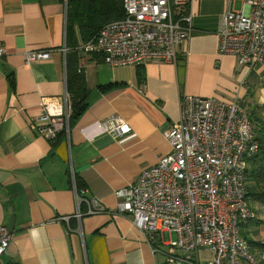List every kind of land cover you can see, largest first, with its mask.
I'll use <instances>...</instances> for the list:
<instances>
[{
  "label": "crops",
  "instance_id": "1",
  "mask_svg": "<svg viewBox=\"0 0 264 264\" xmlns=\"http://www.w3.org/2000/svg\"><path fill=\"white\" fill-rule=\"evenodd\" d=\"M67 8V0H0V224L11 232L0 264H204L202 253L208 251L171 253V233L150 244L128 215L110 210L87 215L81 203L83 217L74 218L71 172L80 198H98L115 209L114 190L132 184L169 154L164 132L179 119L182 94L237 100L242 107L241 100L249 115L260 113L264 97H249L244 86L238 90L231 82L238 69L249 73L250 68L235 55L218 52L222 16L226 10L240 11L241 1L193 0L182 15L191 17L194 31L177 48V63L141 66L143 84L137 67H111L100 55L81 51L85 42L75 26L78 64L90 89L88 106L71 124L69 136L61 134L52 143L31 123L40 113L41 98L60 96L66 87L61 48L66 46ZM29 51H50L51 57L26 64L23 54ZM253 68L264 74V66ZM111 116L122 117L131 134L122 139L101 134L97 122ZM257 250L260 264L264 248Z\"/></svg>",
  "mask_w": 264,
  "mask_h": 264
},
{
  "label": "built area",
  "instance_id": "2",
  "mask_svg": "<svg viewBox=\"0 0 264 264\" xmlns=\"http://www.w3.org/2000/svg\"><path fill=\"white\" fill-rule=\"evenodd\" d=\"M193 0H122L123 16L105 23L91 40L81 44L86 54H97L111 67L144 66L150 61L177 63V48L193 34L191 17L182 11ZM242 9L226 10L218 32L220 55L232 54L241 65L264 66V0H240ZM64 55L66 46L61 48ZM4 51L0 45V57ZM24 62L49 60L50 51H29ZM71 103L67 88L60 96L43 97L31 128L49 142L69 136ZM101 134L122 139L131 128L120 116L97 122ZM169 154L141 171L135 182L114 190L115 209L98 198H80L74 218L104 211L130 216L150 244L161 233L171 253L209 252L207 264H256L251 244L240 222L254 218L248 203L247 158L256 150L253 123L237 100L182 94L179 119L164 132ZM69 223V217L60 218ZM71 231V228L68 227ZM11 232L0 224V258ZM191 264H199L197 261Z\"/></svg>",
  "mask_w": 264,
  "mask_h": 264
},
{
  "label": "trees",
  "instance_id": "3",
  "mask_svg": "<svg viewBox=\"0 0 264 264\" xmlns=\"http://www.w3.org/2000/svg\"><path fill=\"white\" fill-rule=\"evenodd\" d=\"M74 1L75 4H73ZM67 7L66 48L68 50L65 55V69L66 88L71 103V126L87 108L90 95L85 76L78 64V43L73 29L76 26L79 39L87 42L94 38L105 23L121 18L123 6L122 0H67ZM137 78L140 84L145 82V74L141 70V66L137 67ZM250 118L253 123L257 148L247 158L246 181L249 190L248 203L255 216L244 222L260 224L264 222L260 220L261 217L258 218V212L252 206L257 204L264 209V115L252 113ZM77 188H79L78 184ZM248 241L250 244L254 243V245L264 248V243ZM5 264L20 263L8 262Z\"/></svg>",
  "mask_w": 264,
  "mask_h": 264
},
{
  "label": "rangeland",
  "instance_id": "4",
  "mask_svg": "<svg viewBox=\"0 0 264 264\" xmlns=\"http://www.w3.org/2000/svg\"><path fill=\"white\" fill-rule=\"evenodd\" d=\"M250 68V67H249ZM252 68L249 69V73L243 72L242 69H238L236 71L237 76L231 79V82L235 84L236 89H241L242 86H244V90L246 94L250 97H256V96H262L264 97V74L257 73L256 70ZM241 73L242 77L238 79V74ZM246 81V82H245ZM239 104L245 108V103L243 101H239ZM262 107L259 112L261 115H264V103L259 105ZM247 110V109H246ZM248 111V110H247ZM249 113V111H248ZM254 209L257 210L258 218L261 217V221L264 222V209L260 207L257 204H253L252 206ZM260 212V213H259ZM240 229L242 235L247 238L248 240H260L264 241V223H253V222H240ZM252 249L254 251V254L257 258L259 255V252L257 250L258 246L251 244ZM202 258L204 259V264L208 262V258L210 257L207 253L203 252L202 253ZM201 261V262H203ZM257 263V261H256ZM264 264V261L262 263Z\"/></svg>",
  "mask_w": 264,
  "mask_h": 264
}]
</instances>
